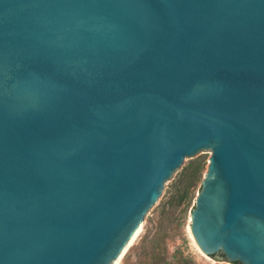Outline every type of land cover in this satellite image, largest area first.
<instances>
[{
    "label": "water",
    "instance_id": "water-1",
    "mask_svg": "<svg viewBox=\"0 0 264 264\" xmlns=\"http://www.w3.org/2000/svg\"><path fill=\"white\" fill-rule=\"evenodd\" d=\"M200 161L193 243L264 264V0H0V264H118Z\"/></svg>",
    "mask_w": 264,
    "mask_h": 264
},
{
    "label": "rangeland",
    "instance_id": "rangeland-1",
    "mask_svg": "<svg viewBox=\"0 0 264 264\" xmlns=\"http://www.w3.org/2000/svg\"><path fill=\"white\" fill-rule=\"evenodd\" d=\"M208 163L205 161L183 165L168 183L157 210L144 220L141 232L118 264H140L139 246L144 237L161 230L163 244L169 255L182 253L196 264H228L224 259L207 257L194 245L189 232L188 211L196 196ZM188 187L187 197L177 205Z\"/></svg>",
    "mask_w": 264,
    "mask_h": 264
},
{
    "label": "trees",
    "instance_id": "trees-1",
    "mask_svg": "<svg viewBox=\"0 0 264 264\" xmlns=\"http://www.w3.org/2000/svg\"><path fill=\"white\" fill-rule=\"evenodd\" d=\"M188 187L183 192L177 205L187 197ZM140 264H196L190 257L184 256L182 253L171 255L168 254L161 235L158 230L151 237H144L139 246Z\"/></svg>",
    "mask_w": 264,
    "mask_h": 264
},
{
    "label": "bare ground",
    "instance_id": "bare-ground-1",
    "mask_svg": "<svg viewBox=\"0 0 264 264\" xmlns=\"http://www.w3.org/2000/svg\"><path fill=\"white\" fill-rule=\"evenodd\" d=\"M195 245V244H194ZM196 246V245H195ZM197 247V246H196ZM198 249V248H197ZM199 250V249H198Z\"/></svg>",
    "mask_w": 264,
    "mask_h": 264
}]
</instances>
